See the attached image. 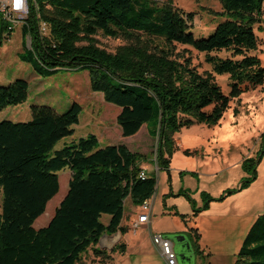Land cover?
<instances>
[{
    "label": "trees",
    "instance_id": "obj_1",
    "mask_svg": "<svg viewBox=\"0 0 264 264\" xmlns=\"http://www.w3.org/2000/svg\"><path fill=\"white\" fill-rule=\"evenodd\" d=\"M30 1L21 60L41 77L60 70L89 72L91 91L120 108L117 124L123 136H134L145 125L156 146L152 154L133 152L125 144L100 147L98 137L89 134L54 150L74 135L83 111L76 102L64 113L32 106V120L25 123L0 120V264H81L90 248L94 255L110 259L117 250L125 252L126 245L109 252L97 247L101 238L126 235L129 229L122 222L127 200L142 206L157 190L156 177H140L141 165L150 161L169 170L180 149L177 134L195 125L217 126L244 85H264V66L252 55L259 46L254 25L262 22L264 0H219L226 19L206 38L191 32L194 13L170 3L160 6L156 0ZM42 22L49 26L48 37L40 33ZM12 33L0 23V46ZM99 35L126 44L109 52L99 46ZM25 38H30V48ZM193 51L204 55L210 70L200 71ZM223 52L229 57H221ZM216 75H229V94ZM28 98L25 80L0 86V113ZM185 154L191 156L189 150ZM263 156L264 143L256 159L244 162L252 177L219 199L205 195L203 209L254 182ZM66 168L71 171L66 196L49 224L35 229L36 220L59 193L58 173ZM180 194L195 210L190 194ZM104 215L110 216L107 224ZM192 231L193 252L202 255L198 230ZM236 264H264V213L247 233Z\"/></svg>",
    "mask_w": 264,
    "mask_h": 264
},
{
    "label": "rangeland",
    "instance_id": "obj_2",
    "mask_svg": "<svg viewBox=\"0 0 264 264\" xmlns=\"http://www.w3.org/2000/svg\"><path fill=\"white\" fill-rule=\"evenodd\" d=\"M156 1L160 6L170 3L186 13H194L191 32L197 38L208 37L226 19L219 0ZM254 32L259 46L252 55L258 56L264 66V6L262 22L254 25ZM97 40L99 46L109 52H115L119 46L126 44L123 39L103 35L97 36ZM24 41L25 47L30 48V38ZM184 48L191 49L178 46L179 50ZM23 51L22 28L14 26L11 38L0 46V86H8L19 79L25 80L29 83V98L22 105L4 109L0 113L1 121L25 123L32 120V106H48L58 113H64L76 102L82 106L83 111L79 124L73 127L74 135L60 141L54 150L94 134L100 141V147L124 143L133 152H155L156 141L148 135L145 127L132 141L115 131L120 108L105 102L101 94L91 91L89 72L60 70L51 77H41L33 71L31 65L21 60L20 53ZM229 55L226 52L220 54L221 57ZM193 57L201 72L211 69L204 63L203 54L193 51ZM216 80L223 92L229 94V75H216ZM176 141L180 149L173 154L169 170H158L150 161L145 163L151 171L150 175L157 179V190L152 198L153 232L170 239L177 255L179 249L184 250L186 259L182 264H236L247 233L264 213V156L257 167L255 181L248 187L223 201L211 202L207 209H203L206 204L204 196L219 199L227 191L237 190L252 177V172H247L243 165L246 160L257 158L264 143V85H244L242 95L231 102L230 109L217 126L195 125L183 129L176 135ZM188 150L191 156L185 154ZM58 176L60 191L48 203L46 212L36 220L35 229L47 226L68 192L71 171L66 168ZM183 190L194 200L198 213H195L190 201L180 194ZM2 203L3 193L0 191V214ZM132 207L128 199L125 212L132 210ZM135 212L136 215L142 213L139 210ZM175 212L179 215H174ZM133 215L127 213V219L134 218ZM109 220L108 215L102 217L105 224ZM193 229H197L200 235L198 244L202 255L192 251V241H195L191 235ZM153 232L147 228L135 234L131 229L125 241L132 244H129L125 254L117 250L109 262L110 259L94 255L90 248L84 254L81 264H166L152 242ZM177 236H184L192 250L181 248L183 244L177 242ZM114 238H117L116 243H124L120 233ZM134 238H137L136 241ZM112 245L102 239L97 247L110 250ZM177 260L181 264L178 257Z\"/></svg>",
    "mask_w": 264,
    "mask_h": 264
},
{
    "label": "built area",
    "instance_id": "obj_3",
    "mask_svg": "<svg viewBox=\"0 0 264 264\" xmlns=\"http://www.w3.org/2000/svg\"><path fill=\"white\" fill-rule=\"evenodd\" d=\"M30 5V0H0V23L6 24L9 31H13L14 26L23 28L30 14ZM39 29L42 36H49L50 31L47 23L42 22ZM147 176L148 174L145 171L140 174V177L143 179ZM142 207L146 211L142 212L138 216L136 223L133 224L132 230L135 234L142 226L149 225L151 222L152 208L150 206V200L145 201ZM152 241L154 245L159 248L166 264H178L174 243L170 239L164 237L162 234H153Z\"/></svg>",
    "mask_w": 264,
    "mask_h": 264
},
{
    "label": "crops",
    "instance_id": "obj_4",
    "mask_svg": "<svg viewBox=\"0 0 264 264\" xmlns=\"http://www.w3.org/2000/svg\"><path fill=\"white\" fill-rule=\"evenodd\" d=\"M23 37V36H22ZM120 113V112H119ZM118 116V115H117ZM116 122H117V118H116ZM202 126H206V125H202ZM119 125L118 126H116V128H115V131L117 132V133H119L120 135H122V137H124L123 136V134H122V130H121V128H120V130H119ZM144 127L146 128V130H147V127L144 125L142 128H141V130L139 131V133H137L136 135H134V136H131V137H128L129 139H131V141H132V139H134V138H136L139 134H140V132L144 129ZM208 127V126H207ZM121 131V132H120ZM148 132V131H147ZM149 135V134H148ZM122 137H121V142H123L122 141ZM100 142V141H99ZM118 144H120V143H118ZM117 144V145H118ZM122 144H124V143H122ZM126 145V144H125ZM182 145H183V142H182ZM108 146H111V145H108ZM127 146V145H126ZM128 148H130L129 146H127ZM131 150V149H130ZM144 151H142V152H139V153H143ZM156 167H157V169L158 170H160L159 168H158V166L154 163V162H152ZM141 167H142V169L147 173V174H149L150 175V169L148 168V165H145V163H143L142 165H141ZM71 179V178H70ZM70 182V181H69ZM166 203V205H167V201L165 202ZM150 206H151V208H152V210H151V222H150V224L149 225H145V226H142L138 231H143V230H145V229H149V230H151V232H153V228H152V226H153V217H152V214H153V209H154V205H153V202H152V199L150 200ZM137 210H139V211H141V212H145L146 210L142 207V206H134L133 205V207H132V210H128L127 212H125V218H124V220H123V222H122V225L124 226L125 225V227H127L128 229H129V232H130V230L133 228V224L134 223H136V221H137V218H138V216H139V214L138 215H136V212L135 211H137ZM135 212V213H134ZM127 213H132V215L134 216V218H132V219H127L128 217L126 216L127 215ZM109 222V221H108ZM49 224V223H48ZM47 224V225H48ZM128 232V233H129ZM118 233H120V232H118ZM138 233V232H137ZM136 233V234H137ZM117 234V233H116ZM116 234H113L112 236H107V234H105L102 238H101V242H102V239H104V242H107V243H109L110 242V244H113L112 245V247H111V249L110 250H108V249H106V250H108L109 252H111V250L115 247V246H117L118 245V243H116V240H117V238L115 239L114 238V236L116 235ZM121 234V233H120ZM153 234H157V233H152V235ZM127 235H122L121 234V239L123 240V244H125L126 245V251L124 252V254L127 252V248H128V246H130L129 244H132L131 242L129 243V242H126L125 241V237H126ZM136 237V236H135ZM135 239H137V238H134V241H136ZM101 242H100V244H101ZM153 242V241H152ZM158 251H159V253H160V250H159V248H158ZM161 254V253H160ZM111 256V258H110V261L109 262H111V260L113 259V257H114V255L113 254H111L110 255ZM162 256V255H161ZM163 257V256H162Z\"/></svg>",
    "mask_w": 264,
    "mask_h": 264
},
{
    "label": "water",
    "instance_id": "obj_5",
    "mask_svg": "<svg viewBox=\"0 0 264 264\" xmlns=\"http://www.w3.org/2000/svg\"><path fill=\"white\" fill-rule=\"evenodd\" d=\"M176 240H177V242L183 244L181 248L186 249V250H192L191 244L186 242V238L184 236H177ZM100 242H101V240H100ZM178 251H179L178 252L179 254L177 255V257H178L180 263L182 264L183 261L186 259L185 256H184V250H180L179 249Z\"/></svg>",
    "mask_w": 264,
    "mask_h": 264
}]
</instances>
